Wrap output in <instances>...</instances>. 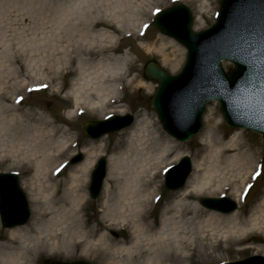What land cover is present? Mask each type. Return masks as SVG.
I'll return each mask as SVG.
<instances>
[{"label":"bare ground","instance_id":"obj_1","mask_svg":"<svg viewBox=\"0 0 264 264\" xmlns=\"http://www.w3.org/2000/svg\"><path fill=\"white\" fill-rule=\"evenodd\" d=\"M248 1L251 3V8L238 13L240 19L236 21L237 28L235 29L236 40L246 51L236 54L228 47L229 58L225 55L228 60L223 59L231 64L232 61L238 60L241 67H245L250 72L256 69L255 73L264 76V63L263 65L258 64L257 67H252L249 63L255 55L254 52L258 53L261 47L264 49V34H255L258 26L264 29V15L261 14L264 13V0L243 2ZM133 5V0H0V62L1 59L8 58V47L11 46L8 37L15 41L16 49H19L25 37L23 34L27 24H33L36 32L41 26L39 20L42 8L47 7L55 17V24L70 25L78 34L75 41L76 49L79 51L85 48L86 50L85 55L78 57L79 62L74 72V76L76 75L78 79L74 82V86L72 84V91L67 94L72 107L76 111L82 108V110L91 109L93 106H96V109L106 108L107 104L112 105L116 101L110 99L106 103L110 95H117L115 83L121 80L117 78L118 74L128 67L127 57L104 58V60L96 61L97 63L91 61L88 53L94 46L98 49L99 56L102 48H107L105 45L109 44L107 41L112 39L109 34L94 32V29L104 24L105 29H110V26L106 24L109 21L115 22L119 28L122 24L123 13L127 11L129 15V12H135ZM204 7V2H202L200 10L203 11ZM254 11L258 13V16L254 15ZM254 17L256 20L253 21ZM200 20L201 17L195 20L197 29L200 28ZM128 21L129 19L126 23ZM136 21L137 19L132 18L128 28L134 27ZM156 44L159 45L158 52L163 61L169 62L172 66L171 71H175L182 57L179 47L163 36L154 40V45ZM216 44V41L211 38L196 44L197 53L202 50L206 51L205 61L202 62L200 70L193 72L190 78L191 83L185 82L184 85L176 86L181 91L175 95L176 98L170 101V106H173L175 110L183 104L182 101L177 100V97L183 91L197 89L201 84L198 82L199 79L203 81L202 84H208L211 78L222 84V76L220 77L215 72L216 61L222 55L217 53L218 50H214L218 48ZM234 69L232 64L231 70ZM244 76L249 77L245 73ZM88 95H95V99H90ZM13 117L17 115H10V119H0L2 122H7V120H14ZM214 121V114L211 113L207 117L206 130L199 136L200 143L204 144L208 153L200 161L194 163V173L180 191L182 200H194L202 195H220L225 189H229L232 191L231 196L238 201L241 191L245 188L246 180L253 172L251 171L253 168L251 155L247 150L241 151L244 145L239 135H233L230 140L226 141L227 134L221 130V124L219 121ZM192 124L189 120L188 125ZM43 125L45 122L40 124V126ZM124 131L126 132L123 135H118L113 150L109 154L108 173L100 198L98 219L95 221L96 225L92 227L89 226L91 220L83 221L81 216L86 217L83 190L96 157L105 151L104 143L107 137L99 139L98 145L90 144V148L86 150L88 153L86 158L74 168L70 176V183L66 188L68 193L66 200L52 201L49 203V211L45 212L38 208L37 201L41 195L42 198H46L52 194L51 199H57L56 188L58 187H55L57 182L54 181L57 174L53 176L50 174L51 180L49 181L46 178L45 182L40 181V178H44L47 173L38 171L39 162L44 161L46 152L53 148L64 153L67 149V137L60 142H53L54 140L50 138L52 145L42 142L38 146L35 139L38 138L40 130L35 131L37 136L30 138L18 133L14 142H17L19 146L29 145V148L33 149L32 156L39 155L41 158L40 161L35 158L34 174L27 185L30 200L35 205V209L33 219L28 225L11 228L5 232L3 237L0 236V264H36L42 256H69L78 251L85 256L94 253L102 257L109 250L106 227L115 226L118 223L128 225L131 237H180L189 233L204 237L206 233L210 234V237L241 242L249 241L250 237H253L252 234L256 232L264 235V199L258 201V207L245 218L237 211L231 214H221L215 211H202L196 204L174 205L172 210L163 213L157 232L150 234L152 226L147 222L148 216L145 209L151 203L154 192L158 190L155 180L159 178L160 172L167 164L165 161L176 150V146L172 139L163 136L155 124L149 121L136 120L130 128ZM51 132L54 135L55 129L52 128ZM14 142L10 143L15 144ZM18 151L10 149L7 153L17 159ZM182 155L181 151H176L170 161L168 160L169 163L173 164ZM199 174H202L200 179ZM195 180L198 181L195 182ZM231 182L239 183L240 187H233ZM48 189L50 194L47 193ZM181 220H186L188 226L181 228L179 226ZM154 246L155 249L148 246L146 253L150 257L146 264H170L172 262L179 264L184 259L181 255L185 254L186 257L189 251L181 243L168 244L162 241L154 243ZM244 251L246 248L238 250L237 253Z\"/></svg>","mask_w":264,"mask_h":264},{"label":"rangeland","instance_id":"obj_2","mask_svg":"<svg viewBox=\"0 0 264 264\" xmlns=\"http://www.w3.org/2000/svg\"><path fill=\"white\" fill-rule=\"evenodd\" d=\"M133 1V9L135 12H129V15L127 11L124 12L121 20L122 24L119 25V28L115 25V22L109 21V23L107 22L106 24L110 26V29H105V24L94 29V32L98 31L103 34L104 32L109 34V36H112L110 37L112 39L107 41L109 42V44H105L107 48H102L101 55L99 56L97 54L98 49L94 46L88 53L91 61L98 62L99 60H104V58L127 57L128 67L118 74L117 78H121V80L115 83L117 95H110L106 103L109 102L110 99L116 101H114L112 105L107 104L108 106L106 108L96 109V106H93V109H84L82 113L77 114L74 107H72L69 101L70 99L67 98V94L72 91L74 82L78 79H76V75L74 76L75 67H77L79 62L78 57L85 55L86 50L85 48H81L79 51L76 49L77 44L75 41L78 34L74 32L70 25L55 24V17L47 7L42 8V15L39 20L41 21V26H39L40 28H38L36 32L33 24H27L23 34L25 37H23L22 45L19 49H16L17 44L15 41L12 40L11 37H8L9 44L11 45L8 47V58L6 59L3 57L4 60L1 59L2 63L0 62V116H2L0 118L10 119V115H17V117H13L15 118L14 120H7V122H2V119H0V173H18L20 185L29 201L31 211L30 220L26 225L33 219L35 209V205L30 200L27 185L34 174L33 166H35V158L39 161L41 158L39 155L32 156L33 149L29 148V145L24 144L25 146H19L17 142H14L19 132L30 138L32 136H37L35 131L40 130L41 132L38 138L35 139L38 146L42 142H47L49 145H52L53 143L50 141V138L54 140L53 142H60L66 137L68 140L67 149L64 153L53 148L51 151L49 150L46 152L44 161H38L40 163L38 171L40 173H43V171L47 173L44 178H40L42 182H45V178L48 181L51 180L49 178L51 176L50 172L56 166L58 167L59 164L64 163L67 164L60 172L59 176L54 180L57 182V186L55 185V187H58V189L56 188L58 194L57 199H51V194V196H46V198H42L41 195L37 201L38 208L45 212L49 211V203H52V201L66 200V194H68L66 188L69 186L70 176L74 168L79 165H69V160L75 155L81 154L84 161L88 154L86 150L90 148V144H99V142H97L99 139L89 140L83 136V124L88 121H101L109 116H124L130 114L134 117V122L139 120L149 121L153 125L155 124L157 130L166 138L172 139L176 146V150H174L167 161H165V163H167L165 167L173 166L181 157L187 156L192 163V176L194 173V163L200 161L208 153L204 144L200 143L199 136L207 128V117L213 113L215 117L214 122L219 121L221 130L227 134L226 141L230 140L233 135H239L241 143L244 145L241 151L247 150L248 154L251 155L253 161V168L251 171L254 170V166L257 163L261 166L264 165V153L262 151L264 139L257 134L242 130H234L225 126L216 102H211L207 105L205 115L202 119V131L187 143L177 142L167 135L161 128L154 112L148 107V100L153 96L157 85L145 78L144 67L147 63H155L166 73L175 75L180 71L186 58V51L183 47L174 40L156 31L151 23L155 18L154 14L174 6L183 5L189 9L193 17L192 30L200 32L215 22L213 16L214 13L218 11L221 0ZM202 2H204L205 6L203 11L200 10ZM200 17V28L197 29L195 20ZM132 18H134V20L137 19V21L134 27L128 28ZM128 19L129 21L126 23ZM144 22H146V24H151L147 28L145 36L141 38L138 36V30L139 26ZM162 36L171 40L179 47L182 53L177 68L175 66V71H171L172 66H170L169 62L163 61L161 54L158 52L159 45H154V40ZM221 65L225 71H229L232 67L231 64L225 62H221ZM40 84L47 85L48 89L37 94L29 93V87H31V85ZM18 97L25 98L19 105L15 102ZM88 97L90 99H95V95H88ZM44 122L45 125L40 126V124ZM6 127L7 129H5ZM52 128L55 129L54 135H52L53 132L50 133ZM124 130L104 136L107 137L104 143L105 151L96 157L93 166L100 157L104 156L107 161L106 177L103 181L99 198L95 201H92L87 193L90 173L93 166L88 173L83 190L85 194L84 201L86 203L84 215H86V217H83V215L81 216L83 221L87 219L91 220L89 224L90 227L96 225L95 221L98 219L100 198L102 197L103 187L108 173L109 154L111 150H113L118 135H123L126 132ZM43 132L45 133L42 136ZM40 136L42 137L40 138ZM12 141L15 144L10 143ZM72 144L75 146L72 147ZM10 149L19 150L16 155L17 159H14L13 155L7 153ZM176 151H181L183 155L176 162L170 164L169 161L176 154ZM235 153H237V151ZM21 154L22 156H19ZM201 175L202 174H199V179ZM196 181L198 180H195V182ZM248 181L249 179L246 180V182ZM155 182L158 190L154 192L153 196L160 195L161 198L157 204L151 202L145 209V213L148 216L147 222L152 226L150 234H155L157 232L163 213L172 210L174 205L196 204L200 210L208 211L200 205L199 201L204 198L219 199L220 196L223 195V197L228 198L237 205L236 211L245 218L258 207V201L264 199V174L256 180L244 202H237L235 198L231 196L232 191L229 189H225L223 194L220 195H202L194 200H182V196L180 195L182 189L176 192H168L164 189L162 175L159 176ZM231 183L233 187H240L239 183ZM52 189L54 190V188ZM47 191L48 194L51 193H49V189ZM35 194H37L36 191ZM176 221L177 220H175V222ZM181 221V225H179L181 228L188 226L186 220ZM106 229L109 250L105 252L104 256L100 257L94 253L85 256L78 251L69 256H42L36 261V264H47L48 260H57L61 262L85 261L90 264H146L148 257H150L146 253L149 249L148 246L150 245L155 249L154 243H161L162 241L168 244L181 243L185 248L189 249L186 257L185 254L181 255L184 259L179 264H219L238 261L252 256H256L255 258L260 256L264 259V235L260 234V232L252 234L253 237H250L249 241L244 240L236 242L233 240L226 241L221 237H210V234L206 233L204 237H197L194 233H189L186 236L181 235L182 237H131L129 235L130 228L123 223H118L115 226H107ZM7 230L10 229L3 228L0 223L1 237L4 236ZM166 233H168V231ZM202 246H204L203 249ZM245 248L246 251L237 253L238 250ZM122 249L126 251H122ZM167 249L166 247V250ZM170 264L176 263L172 262Z\"/></svg>","mask_w":264,"mask_h":264},{"label":"water","instance_id":"obj_3","mask_svg":"<svg viewBox=\"0 0 264 264\" xmlns=\"http://www.w3.org/2000/svg\"><path fill=\"white\" fill-rule=\"evenodd\" d=\"M245 0H222L220 3V16L217 23L211 26L206 31L195 34L191 32L190 26L192 23L190 13L184 7H176L161 13L155 22V27L163 35L173 38L179 44H181L187 50V60L182 68L181 72L172 77L162 71L156 64L148 63L145 67L144 74L148 80L156 82L158 88L155 91L153 98L150 100V107L156 112L158 120L160 121L162 128L166 133L175 138L178 141L186 142L193 136L198 134L202 128L201 116L204 112L205 105L210 101L216 99L219 101V107L222 115L225 118L227 125L232 127H243L251 131H255L264 137V111L260 114L259 118L248 122L247 124L236 123L234 120L231 109L222 100L220 96V88L225 89L234 96L236 92L240 95L241 100L246 90L252 92L257 88H261L264 83V76L248 71L245 67H241L238 60L232 61L234 70H231L228 75H225L219 66V61L228 60V47L231 48L236 54L245 52L236 40L237 28L236 21L240 19L239 12H244L251 8V3L248 1L243 4ZM264 9V8H263ZM261 14L264 15L262 12ZM254 15L258 16V13L254 11ZM177 16V17H175ZM172 18H179V22L176 27H173L168 20ZM256 17L253 18V21ZM264 34V29L260 26L257 27L256 33ZM211 38L216 41V47L214 50H218L217 53L220 55L216 61V74L222 76V84L220 81L214 79L208 80V84H202L201 79L198 80L200 86L197 89L190 91H183L177 100L183 102L179 109L175 110L173 106H170L172 98H176L175 95L181 90H178L176 86L178 84L184 85L185 82L191 83L190 80L193 72L197 69L200 70L202 62L205 61L204 54L205 50L197 53L195 50L196 44L202 40ZM252 52V51H251ZM255 55L249 61L252 67H257L258 64L263 65L264 61V49L261 47L260 50L254 52ZM227 55V57L225 56ZM224 58V59H223ZM251 76L252 82L244 87L246 76ZM220 79V78H219ZM185 80V81H184ZM202 81V82H200ZM206 88L213 90L209 91ZM239 98V96H238ZM234 107H237L236 103H233ZM236 112V111H235ZM234 112V113H235ZM187 118L192 121V125L184 124L187 122ZM181 120L183 128L181 126ZM132 121L130 116L126 117H115L111 118L105 123H87L84 126V134L91 138L97 139L104 134L118 131L128 126ZM264 150V143H263ZM81 156L76 157L72 163L79 162ZM106 161L105 158H101L95 166L92 174L91 181L88 188L91 199L95 200L101 190L102 182L105 177ZM191 171L190 162L188 158H183L182 161L176 166L170 169L165 178V187L170 191H176L181 189ZM229 203L228 200H224ZM201 205L208 209L216 210L221 213H230L235 209L233 204H230L229 208L219 206V201L213 200H202ZM0 216L2 225L6 228H12L15 226L23 225L29 218V210L26 202L25 195L19 188L18 179L15 175L1 174L0 175ZM49 264H64L55 261H50ZM72 264H85V263H72ZM236 264H264V261L251 258L246 261Z\"/></svg>","mask_w":264,"mask_h":264},{"label":"snow or ice","instance_id":"obj_4","mask_svg":"<svg viewBox=\"0 0 264 264\" xmlns=\"http://www.w3.org/2000/svg\"><path fill=\"white\" fill-rule=\"evenodd\" d=\"M145 27L147 28V25H145ZM252 82V78H251V76H249L248 77V79H246L245 80V82H244V87H247L250 83ZM47 87V85H42L41 86V89L42 88H46ZM41 89H35V90H41ZM23 100V97H20V98H18L17 99V103H20L21 101ZM60 171V169H58L57 170V172H59ZM168 170L167 169H165V172H167ZM262 174H264V165H262L258 170H257V172L255 173V175L253 176V179H256V178H258V177H260ZM252 186L251 185H249L248 186V189H250ZM248 189H245V193L242 195V197H241V199H242V201L243 200H245L246 198H247V191H248ZM160 198L159 197H157V200H159Z\"/></svg>","mask_w":264,"mask_h":264}]
</instances>
